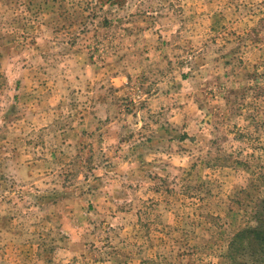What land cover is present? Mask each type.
Wrapping results in <instances>:
<instances>
[{
	"label": "rangeland",
	"instance_id": "rangeland-1",
	"mask_svg": "<svg viewBox=\"0 0 264 264\" xmlns=\"http://www.w3.org/2000/svg\"><path fill=\"white\" fill-rule=\"evenodd\" d=\"M0 264H264V0H0Z\"/></svg>",
	"mask_w": 264,
	"mask_h": 264
}]
</instances>
